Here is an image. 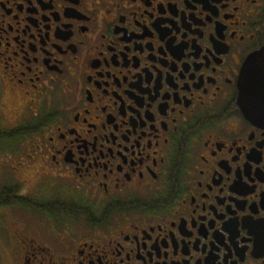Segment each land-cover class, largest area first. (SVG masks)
Segmentation results:
<instances>
[{
    "label": "flooded vegetation",
    "instance_id": "1",
    "mask_svg": "<svg viewBox=\"0 0 264 264\" xmlns=\"http://www.w3.org/2000/svg\"><path fill=\"white\" fill-rule=\"evenodd\" d=\"M14 130L17 264H264V0H0Z\"/></svg>",
    "mask_w": 264,
    "mask_h": 264
},
{
    "label": "rangeland",
    "instance_id": "2",
    "mask_svg": "<svg viewBox=\"0 0 264 264\" xmlns=\"http://www.w3.org/2000/svg\"><path fill=\"white\" fill-rule=\"evenodd\" d=\"M8 137V136H7ZM7 137H1L0 139V185H4V184H8L10 178H11V174H9V170L7 168L4 167L5 162H7V160L13 159V158H8V155L13 156V152L16 151L17 149H19V147L21 146V140H19L20 138H22L23 136H14L12 139H8ZM17 152V151H16ZM15 152V153H16ZM15 156H18L16 154H14ZM4 243V242H3ZM3 249V248H2ZM6 253L1 254L0 253V264H11L12 262H18V258L14 257V258H9L7 257ZM10 262V263H9ZM17 264V263H16Z\"/></svg>",
    "mask_w": 264,
    "mask_h": 264
},
{
    "label": "trees",
    "instance_id": "3",
    "mask_svg": "<svg viewBox=\"0 0 264 264\" xmlns=\"http://www.w3.org/2000/svg\"><path fill=\"white\" fill-rule=\"evenodd\" d=\"M18 131L20 130H14V131H0V138L1 137H9L11 135H15L18 133ZM15 192L13 191H6L5 188L0 186V205L5 203V198H9V197H14Z\"/></svg>",
    "mask_w": 264,
    "mask_h": 264
},
{
    "label": "water",
    "instance_id": "4",
    "mask_svg": "<svg viewBox=\"0 0 264 264\" xmlns=\"http://www.w3.org/2000/svg\"><path fill=\"white\" fill-rule=\"evenodd\" d=\"M248 98H252V102L250 103L251 106H252V107H253V106H256V103L253 102V99H256V96L254 95V96H251V97H248ZM251 111H252V110H251ZM251 114H254V113H251Z\"/></svg>",
    "mask_w": 264,
    "mask_h": 264
}]
</instances>
